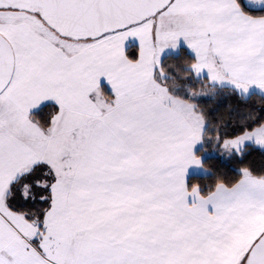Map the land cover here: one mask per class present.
Instances as JSON below:
<instances>
[{"label":"snow or ice","instance_id":"snow-or-ice-1","mask_svg":"<svg viewBox=\"0 0 264 264\" xmlns=\"http://www.w3.org/2000/svg\"><path fill=\"white\" fill-rule=\"evenodd\" d=\"M0 264H264V0H0Z\"/></svg>","mask_w":264,"mask_h":264}]
</instances>
